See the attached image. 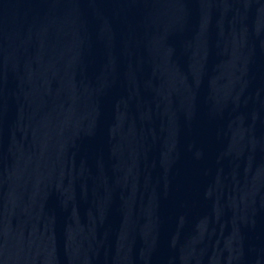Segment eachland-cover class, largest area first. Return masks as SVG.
Here are the masks:
<instances>
[{
  "label": "water",
  "instance_id": "obj_1",
  "mask_svg": "<svg viewBox=\"0 0 264 264\" xmlns=\"http://www.w3.org/2000/svg\"><path fill=\"white\" fill-rule=\"evenodd\" d=\"M0 264H264V0H0Z\"/></svg>",
  "mask_w": 264,
  "mask_h": 264
}]
</instances>
